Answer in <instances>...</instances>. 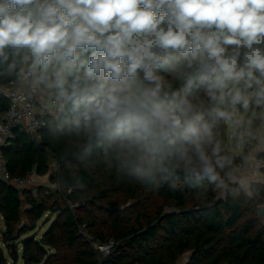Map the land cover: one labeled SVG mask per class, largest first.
Here are the masks:
<instances>
[{"label":"trees","instance_id":"1","mask_svg":"<svg viewBox=\"0 0 264 264\" xmlns=\"http://www.w3.org/2000/svg\"><path fill=\"white\" fill-rule=\"evenodd\" d=\"M236 51L239 70L246 49L228 46L227 54ZM5 55L7 59L0 56V85L18 80L29 66L21 54L6 49ZM193 71L181 57L175 71L157 74L162 98L187 99L193 106L190 118L201 116L199 125L211 130V142L204 145L207 165L187 144L183 153L166 147L149 150L90 131L73 111L71 100L60 119H47L39 142L16 131L15 139L2 150L6 173L13 179L46 177L54 160L58 171L51 182L62 189L39 187L35 195L0 176V216L5 226L1 241L9 255L0 246V264H16L20 249L24 264H178L187 254L186 264H264V220L258 212L264 207V182L246 187L230 181L257 146L264 76L253 72L250 77L245 68L242 76L227 81L226 105L236 90L253 95L251 105L257 106L252 135L246 137L243 152L236 154L228 147V119L218 111L221 92L212 99L203 86L188 88L183 74ZM235 104L242 110L241 101ZM8 109L9 101L0 94V114ZM258 157L264 159V152ZM262 174L264 178V170ZM45 217H53L46 221H51L47 231L30 236ZM112 242L103 257L95 244Z\"/></svg>","mask_w":264,"mask_h":264},{"label":"clouds","instance_id":"2","mask_svg":"<svg viewBox=\"0 0 264 264\" xmlns=\"http://www.w3.org/2000/svg\"><path fill=\"white\" fill-rule=\"evenodd\" d=\"M262 44L264 0H0V56L39 66L38 83L71 100L86 129L149 150L187 144L206 165L211 130L187 99L162 98L157 73L182 57L194 68L187 87L215 99L245 68L264 76ZM228 46L246 49L243 68Z\"/></svg>","mask_w":264,"mask_h":264},{"label":"built area","instance_id":"3","mask_svg":"<svg viewBox=\"0 0 264 264\" xmlns=\"http://www.w3.org/2000/svg\"><path fill=\"white\" fill-rule=\"evenodd\" d=\"M21 55L24 59V54L21 53ZM24 61L29 66L26 67L20 78L8 84L0 85V94L9 101V109L0 114V176L18 188L27 187L30 179H13L6 173L2 150L7 148L15 139L16 131L27 133L33 141L39 142L42 138L41 131L47 125V119H60L69 101L60 97L56 89L57 96L43 100L42 91L46 86L38 83L40 67L32 68L30 59L27 61L24 59ZM262 128L264 131V118ZM244 162L243 159V162L237 166L236 174L230 181L237 182L243 169L251 181L256 179L257 173L264 170V159L262 158L257 157L252 168H245ZM82 230L83 233H86L84 228ZM95 245L100 252L107 256L114 244L112 242L105 246Z\"/></svg>","mask_w":264,"mask_h":264},{"label":"rangeland","instance_id":"4","mask_svg":"<svg viewBox=\"0 0 264 264\" xmlns=\"http://www.w3.org/2000/svg\"><path fill=\"white\" fill-rule=\"evenodd\" d=\"M234 93H236L235 90H234ZM221 96L223 98H220V101H219V104H218V111H219V113H221V112L223 113L222 116H225L226 120L228 119L227 122H228V126H229V143H230V144H228V147H229V149L231 151H235L237 149V147L235 148L234 144H233L234 141H236V137L235 136H237V138H238V144L239 145L241 144L240 148L245 145L244 143L246 141V138L245 137H239L238 135H236V132H235L236 129H235V125H234V117L239 120L240 124H243L245 122V120H247V117L249 115V112H250L249 107H250V102L251 101H250V98H247L246 96L243 97V100H244L243 104H244V110L245 111H244L243 114H241V113H239L241 111L237 109L236 104L233 101H232V103L229 106L225 104V100H226L225 88L223 89V92L221 93ZM237 111H239V112H237ZM226 114H229V116H227ZM261 114L264 115V107L261 109ZM255 149H256V147H255ZM263 150H264V148H263V145H262V146L259 147L258 151L260 153ZM259 153H258V155H259ZM57 171H58L57 162L52 160L51 161L50 174L48 176H46V177H44V176L43 177H38L35 174H32L29 177L30 183L27 185L26 189L32 191L35 195L37 194V189L39 187H43V189H46L48 191L61 190L62 187L57 182H55V183L51 182V176L54 175L55 173H57ZM254 182H257V180L256 181L254 180ZM47 219H51V221H53V217H50V218L45 217L40 222V224H38L36 231L31 233L30 236L33 235V234L38 235V236L43 235L47 231V229L49 228V225L51 223V221H50V223L46 224ZM4 230H5V226H4V223H3V219L0 216V246L4 250V252L7 255V257H9L8 251L5 249V246L2 243V241H1V234L3 233ZM100 253H101V255L103 257H105V253H102V252H100ZM19 256L20 257H19V259H18L16 264H24L22 256H21V249H20ZM188 260H189V254L185 255L178 262V264H186Z\"/></svg>","mask_w":264,"mask_h":264},{"label":"crops","instance_id":"5","mask_svg":"<svg viewBox=\"0 0 264 264\" xmlns=\"http://www.w3.org/2000/svg\"><path fill=\"white\" fill-rule=\"evenodd\" d=\"M235 95L238 93L236 90H235ZM239 95L241 96V102L244 103V100H243V97L246 96L247 98H250V101L252 102L254 96L253 95H241V93H239ZM57 96V92L55 91V89H49L47 87H44L43 88V91H42V98L43 100H47L49 99L50 97H55ZM251 102H250V107H249V115L247 117V120H245V122L243 124H240L239 120L236 119L234 117V120L237 121V126L238 129H239V133H237L236 131V135H238L239 137H248V136H251L252 135V124L256 118V111H257V106H253L251 105ZM241 114L244 113V104H243V108L242 110H240ZM264 118V115H262V120ZM250 128V129H249ZM236 129V128H235ZM256 137H257V146H256V149L252 150L250 153L247 154V156L244 158V166L245 168H252L255 164V161H256V158L258 157V149L260 146L263 145V148H264V131H263V128H262V125L256 130ZM236 145H234V147L236 148ZM241 145V144H240ZM240 145L237 147V149L234 151V153L236 154H241L244 150V146L240 148ZM261 150V149H260ZM261 152H264L261 151ZM260 152V153H261ZM257 180V182H264V178H263V174L262 172L261 173H257L256 174V179L255 181ZM238 183H241L242 185L246 186V187H249L254 181H251V179L249 178V175L247 173H245V170H241V175H240V179L237 181Z\"/></svg>","mask_w":264,"mask_h":264},{"label":"water","instance_id":"6","mask_svg":"<svg viewBox=\"0 0 264 264\" xmlns=\"http://www.w3.org/2000/svg\"><path fill=\"white\" fill-rule=\"evenodd\" d=\"M258 212H259V218L261 220H264V207H259Z\"/></svg>","mask_w":264,"mask_h":264}]
</instances>
